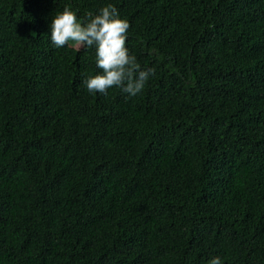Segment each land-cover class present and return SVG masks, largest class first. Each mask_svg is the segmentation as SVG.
Listing matches in <instances>:
<instances>
[{
  "label": "trees",
  "instance_id": "1",
  "mask_svg": "<svg viewBox=\"0 0 264 264\" xmlns=\"http://www.w3.org/2000/svg\"><path fill=\"white\" fill-rule=\"evenodd\" d=\"M155 69L89 93L65 7ZM264 264V0H0V264Z\"/></svg>",
  "mask_w": 264,
  "mask_h": 264
},
{
  "label": "clouds",
  "instance_id": "2",
  "mask_svg": "<svg viewBox=\"0 0 264 264\" xmlns=\"http://www.w3.org/2000/svg\"><path fill=\"white\" fill-rule=\"evenodd\" d=\"M130 24L119 16L118 9L109 4L98 14H86V21L78 20L77 13L65 7L51 23L50 40L57 49L70 45L75 49H95V63L101 74L89 76L84 84L89 93L106 95L109 89L119 88L129 96L140 94L155 69L142 70L127 48ZM209 264H221L219 257Z\"/></svg>",
  "mask_w": 264,
  "mask_h": 264
}]
</instances>
